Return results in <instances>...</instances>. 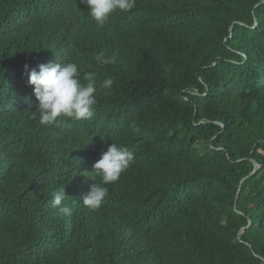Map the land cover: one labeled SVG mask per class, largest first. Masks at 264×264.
<instances>
[{
	"label": "trees",
	"instance_id": "trees-1",
	"mask_svg": "<svg viewBox=\"0 0 264 264\" xmlns=\"http://www.w3.org/2000/svg\"><path fill=\"white\" fill-rule=\"evenodd\" d=\"M50 61L94 75L92 119L39 123L27 72ZM111 143L134 162L92 210ZM0 264H264V0H136L103 26L0 0Z\"/></svg>",
	"mask_w": 264,
	"mask_h": 264
},
{
	"label": "clouds",
	"instance_id": "clouds-1",
	"mask_svg": "<svg viewBox=\"0 0 264 264\" xmlns=\"http://www.w3.org/2000/svg\"><path fill=\"white\" fill-rule=\"evenodd\" d=\"M88 8V14L98 26H103L117 10L129 12L136 6V0H81ZM98 65L116 63L115 55L107 56L104 51L94 57ZM27 70V66H26ZM28 84L33 86V93L38 102L39 123L57 128L64 120H90L93 118V106L96 104L97 88L95 77L89 72L84 75L86 83L79 78L78 65L74 62H48L38 65L37 69L27 72ZM114 81L106 78L101 87L110 89ZM31 110V109H29ZM134 162V153L126 148L111 143L94 163L93 170L100 177V183L94 182L84 196L82 204L92 210L99 209L108 196V187L119 180ZM64 187L53 194L52 207L64 215H70L71 209L65 201Z\"/></svg>",
	"mask_w": 264,
	"mask_h": 264
},
{
	"label": "water",
	"instance_id": "water-1",
	"mask_svg": "<svg viewBox=\"0 0 264 264\" xmlns=\"http://www.w3.org/2000/svg\"><path fill=\"white\" fill-rule=\"evenodd\" d=\"M232 28H233V26H232ZM255 164H256V163H255ZM258 169H259L258 166L255 165V168H254L253 172H252L249 176L245 177V178L242 180V182H241V184H240V186H239V191H241L242 183H243L246 179L250 178L253 174H255V173L258 171Z\"/></svg>",
	"mask_w": 264,
	"mask_h": 264
},
{
	"label": "rangeland",
	"instance_id": "rangeland-1",
	"mask_svg": "<svg viewBox=\"0 0 264 264\" xmlns=\"http://www.w3.org/2000/svg\"><path fill=\"white\" fill-rule=\"evenodd\" d=\"M259 168V167H258Z\"/></svg>",
	"mask_w": 264,
	"mask_h": 264
}]
</instances>
